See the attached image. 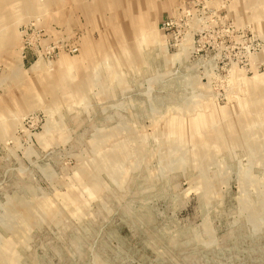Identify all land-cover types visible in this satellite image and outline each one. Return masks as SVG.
I'll use <instances>...</instances> for the list:
<instances>
[{"label": "rangeland", "instance_id": "374dc122", "mask_svg": "<svg viewBox=\"0 0 264 264\" xmlns=\"http://www.w3.org/2000/svg\"><path fill=\"white\" fill-rule=\"evenodd\" d=\"M0 264H264V0H0Z\"/></svg>", "mask_w": 264, "mask_h": 264}]
</instances>
